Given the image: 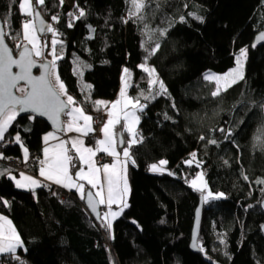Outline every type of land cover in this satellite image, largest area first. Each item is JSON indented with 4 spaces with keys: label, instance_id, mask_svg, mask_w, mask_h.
<instances>
[{
    "label": "trees",
    "instance_id": "obj_1",
    "mask_svg": "<svg viewBox=\"0 0 264 264\" xmlns=\"http://www.w3.org/2000/svg\"><path fill=\"white\" fill-rule=\"evenodd\" d=\"M20 2L0 0L8 41L21 34L25 16ZM74 5L86 15L69 28L67 13L76 11ZM131 11L129 0H64L63 6L59 0H45L41 10L65 44L59 77L76 103L92 115L100 113L92 101L118 97L125 67L133 75L132 97L148 94L147 75L138 68L146 56L142 45L160 44L148 64L168 95L147 102L141 97L140 102L147 103L138 130L143 142L130 149L135 165L129 167L128 207L109 230L76 193L61 202L43 188L35 195L3 177L0 214L12 221L24 247L18 250V261L6 254L0 255V264H264V184L257 183L264 179V45L252 47L264 32V0H146L143 20L130 17ZM57 14L58 23L51 20ZM241 48L248 49L244 79L213 97L215 83L204 75L231 70ZM78 65L91 85L90 99L81 89ZM165 113L170 120L164 119ZM221 127L231 129L232 137L214 131ZM50 130L41 119L18 116L0 143V153L23 158L22 147L14 142L19 132L29 152L26 172L36 173L38 162H32L42 155L43 137ZM7 142L12 144L5 146ZM194 151L199 168L184 163ZM5 158L2 163L10 168ZM161 159L168 161V172L152 173L150 165ZM200 170L213 193L225 194L204 201L202 254L190 245L204 194L188 183Z\"/></svg>",
    "mask_w": 264,
    "mask_h": 264
},
{
    "label": "snow or ice",
    "instance_id": "obj_2",
    "mask_svg": "<svg viewBox=\"0 0 264 264\" xmlns=\"http://www.w3.org/2000/svg\"><path fill=\"white\" fill-rule=\"evenodd\" d=\"M133 5V10L130 12V17H136L137 19L143 20L141 15L144 7L146 6L144 0H131ZM59 4L63 6L64 0H59ZM45 5V0H21L19 3V9L21 13L29 18L26 19L22 24L21 34L23 39L28 42L32 47L31 49L24 48V50L19 54V59H14L12 52L9 50L7 45L4 43V38L6 33L0 29V142L6 141L5 134L8 133L9 127L17 117L22 113H30L29 119H35L36 116L47 117L56 128L55 132H49L43 137L44 143L47 145L50 140H59L56 132L60 131H75L81 133L82 135H88L93 132L92 128V117L86 115L83 109L76 105V101L71 95L67 94V89L64 83L60 80L59 75L56 72V62L62 59L63 44L62 41L55 38L51 41V55L52 60L47 63H41L39 66L42 68V74L39 76L32 75V69L37 66L36 61L32 58L33 53L36 56H42L40 48L37 46L39 33H52L53 37L57 35V30L53 27L51 23L45 24L43 20H40L39 28L35 25V18H39L41 15L42 7ZM76 8L75 12H68L67 16L71 19L68 21L67 26L69 28L74 26L76 20H80L85 17L86 13L78 5H74ZM59 14L53 15L51 20L58 23ZM184 17H180V21L184 22ZM197 19H200L197 17ZM128 21L125 20V23ZM147 28V25H145ZM91 31H95L89 26ZM167 29L160 31V36H164ZM151 39V36H149ZM258 40H264V34L257 37ZM57 44L61 45L60 52L57 51ZM17 47L21 45L17 44ZM144 47L146 56L144 61L138 65V68L147 75L148 78V94L145 95L141 92L140 96L135 98H128L126 95V89L130 87L129 79L131 77L130 70L125 67L123 69V83L124 87L120 91V99L111 102L110 109L107 112L108 119L103 124L102 132L104 134V139L99 140L98 145L103 147H97L94 151L91 147H84L83 140L77 137L71 141L72 148L77 153L76 159L86 163L88 165V171L85 172L84 169H79L73 175L69 173V166L75 167L73 163V157L69 156L68 149L65 145L67 141L59 140V143L54 145L50 150L49 147L43 149L44 160H40L41 165L39 174L45 179L54 182L55 184L61 185L65 188L76 189L80 198L85 200L87 205L91 208L93 212L97 211L96 204L94 201L95 197H99L98 204H106L108 212L100 216L97 213V217L101 219L102 226L106 229H111V220L108 217L116 218L122 214L124 208L128 207L127 203L123 201L124 195L128 192L127 180L123 173L126 172V166L131 163L135 164V160L132 158V153L130 149L139 143L143 142V137L135 127L139 123L140 117L137 112H143L144 108L147 107V103H141V97L144 101L155 100L159 96L168 95L167 88L163 81L159 78L156 69L149 66L148 60L151 56L155 55L160 48L159 42L155 43L154 47ZM255 47V45H252ZM247 48H241L239 54L235 57L234 67L229 73L224 76H215L213 74H206L204 76L205 80L215 81V90L211 92L213 97L221 95L223 91H227L228 87L232 84L238 82V80L244 79L243 74V61L247 59ZM16 66L19 68L18 72H13L12 68ZM76 71H79L76 69ZM229 78L231 82L229 83ZM224 81V87H221L220 82ZM21 82H24L23 86ZM86 88H90V85H85ZM66 97L62 99L61 97ZM97 108L104 105L108 107L109 105L105 101L97 100L94 102ZM122 105V107H120ZM129 105L131 108L129 109ZM175 108V104L172 105ZM264 108V104L261 105ZM121 113L123 114V123L119 132L114 131L115 125L121 123ZM67 115L70 119L67 122L66 128L61 127V115ZM165 120H170L171 117L164 114ZM83 121V125L79 124V121ZM244 123V121H240ZM224 134L225 139L232 137L233 132L231 129H225L223 127L215 129ZM127 136V138H125ZM201 140H205L204 136L200 137ZM124 146L122 150L123 159H120L121 153H118L115 149V142ZM14 142L19 144L23 148V154L25 161L28 159L29 152L26 147H24L20 133L17 132L14 136ZM208 143L217 145L218 141L216 139H209ZM260 143L264 146V138H261ZM51 151V155H50ZM105 152L109 156H114L117 158L116 163L113 164H103L101 167L103 169V177L107 183V196L105 199L103 183L100 181L101 167H96L92 157L96 155V152ZM87 153V156H85ZM190 159L184 161L188 166H192L193 163L196 167H200V162L197 161V153L194 151L190 154ZM5 158L2 153H0V159ZM228 161H225L227 164ZM168 164L167 160L161 159L158 164L153 163L150 165V170L153 172H159L164 170V166ZM117 165H120L119 170H117ZM9 170L0 171V176H8ZM169 175L173 173L169 172ZM21 179L15 180V186L17 188H29L42 186L40 181L34 179L31 176H26L24 173H20ZM10 179H15L13 176H9ZM247 180L248 177L244 176ZM26 181L27 184L21 181ZM87 181L92 188H98V190L93 194L91 191L85 192V185L83 183H78L77 181ZM197 180H201L202 184L197 185ZM121 182H123V187H120ZM194 190L204 193L207 190V183L203 182V173H197L196 177L188 181ZM257 183L264 184V179H260ZM225 198V194L213 193L207 191L203 199L205 202L211 200H219ZM119 199L122 206L119 207V211H112V206ZM3 204L5 206L9 205V202L4 200ZM135 223V221H133ZM223 242V241H222ZM197 245L194 243L193 245ZM24 244L21 240L19 234L16 233L15 228L12 226V221L6 216L0 215V254H10L14 255L18 248H23ZM203 251V248L200 249ZM19 260V256L15 257Z\"/></svg>",
    "mask_w": 264,
    "mask_h": 264
},
{
    "label": "crops",
    "instance_id": "obj_3",
    "mask_svg": "<svg viewBox=\"0 0 264 264\" xmlns=\"http://www.w3.org/2000/svg\"><path fill=\"white\" fill-rule=\"evenodd\" d=\"M20 12H21V11H20ZM122 86H123V82L121 81V88H122ZM121 88H120V91H121ZM67 94L70 95L68 92H67ZM86 97H87L88 99H90V93H88V94L86 95ZM119 97H120V92H119V94H118V97H117L114 101H116ZM73 98H74V97H73ZM74 100H75V98H74ZM95 101H97V100L92 101V106H93V108H94L96 111L106 112V113H107L109 110H111V109H110V104H111V102H114V101L101 100V101H105V102H107V104H108L109 106H108V107H105L104 105H101V106H99V108H97V106H96L95 103H94ZM75 106H79V107L82 108V106H80V105L77 104V103H76ZM82 109H83V108H82ZM83 111H84V113H85L86 115H89V116H91V117L93 116L92 114H89L88 112H86L84 109H83ZM17 118H18V117H17ZM69 119H70V118L66 115V116H65V119H64V128H66V125H67V122H68ZM16 120H17V119H16ZM14 122H15V121H14ZM14 122L12 123V125L14 124ZM83 123H84V122H83L82 120L79 121V124H80V125H83ZM91 124H92V128H93V121H91ZM12 125L9 127V129L12 127ZM8 131H9V130H8ZM49 132H54V131L50 130ZM49 132H47L46 134H48ZM116 132H118V130H117ZM6 134H7V133H6ZM6 134H5V136H6ZM46 134H45V135H46ZM45 135H44V136H45ZM56 135L59 137V140L67 141L65 147H66V149L69 150V151H68L69 156H71V157L74 158V159H73V163H74L76 166H75V167H71V166H69V173H70L71 175H73V178H75V176H74L75 172L78 171V170L81 169V168L84 169L85 172H87V171H88V165H87L86 163L80 161L79 159H76L77 153H76L75 150L72 148L71 141L74 140V139H76L77 137H79L80 139L83 140V146H84V147H91V148H93V150L95 151L97 147H103L102 145H98L97 142H98L99 140H103V139L105 138V137H104V134L102 133V136H101L100 139H98V140H96L95 142H93V144H88L87 141H86V137H87V135L85 136V135H82L81 133H77V132H75V131H72V132L64 131L62 134H57V133H56ZM59 140H50L49 143H48L47 145L44 143V140H43V145H44V146H43V149H44L45 147H49L50 150H51L52 147H53L54 145H56V144L59 143ZM0 143H1V142H0ZM117 144H118V147H117ZM114 146H115L116 151H117L118 153H121L120 159H123V155H122V145H120V144L118 143V141H117V142H115ZM130 151H131V150H130ZM51 154H52V153H51V151H50V155H51ZM103 155H108V154L105 153V152L97 151V152H96V155H95L94 157H92V159H93V161H94L96 167H101V166H102V164H100V163L98 162V158H99L100 156H103ZM41 156H42V159H41V160H44L45 157H44L43 150H42V155H41ZM85 156H87V153H85ZM108 156H109V155H108ZM22 157H23V159H24L23 148H22ZM111 157L115 158V160H114L113 163H116L117 158L114 157V156H111ZM132 158H133V157H132ZM24 160H25V159H24ZM28 160H29V156H28V159H27L25 162H28ZM113 163H111V164H113ZM130 165H133V164L129 163V164L126 166V172L123 173V175L125 176V178H126V180H127V185H128V192H127V193L124 195V197H123V201L126 202L127 205L129 204V198H130V195H131V184H130V179H129V167H130ZM134 165H135V164H134ZM40 167H41V165H40V163H39V164H38V171H37L36 173H33V172H31V171H30V172H24V175H26V176H31V177H33L34 179L40 181V183H41L42 186H40V187H32L31 189H29V188H18V189H20V190H25V191H32V192L36 195L37 192H38L40 189H42V187H43L44 184L49 183V184H53V185H55V186H58V187L62 188V189L65 190V191L74 192V193H76V194L78 195V197L80 198V194H79V192H78L76 189H71V190H70L69 188H65V187H63V186H61V185L55 184L54 182H52V181H50V180H47V179H45L43 176H41V175L39 174ZM119 168H120V165H117V170H119ZM9 169H10V168H7V167H5V166L3 165V163H2V159H0V171H3V170H9ZM10 170H11V169H10ZM9 176H13V177H15V179H11V180L14 182V184H15V180H19V179H21L20 174H16V173H14L13 170L10 171V173L8 174V176H0V179H2L3 177H7V178H9ZM100 181L103 183V187H104V195H105V199H106V196H107V183H106V181L104 180V177H103V169H102V167H101V173H100ZM21 182L27 184L26 181H23V180H22ZM77 182H78V183H83V184L85 185V192H88L89 189H90V190H93L94 192H96V191L98 190V188H92V186L89 185V184L87 183V181H83V180H81V181H77ZM120 187H123V182H121ZM98 199H99V197H98ZM120 206H122V203H121V201H120L119 199H117V202H116L115 204H113V206H112V211H119V207H120ZM101 207H102V216H103L104 213L108 212V208H107L106 204H101ZM124 209H125V208H124ZM123 211H124V210H123ZM122 213H123V212H122ZM0 215H1V214H0ZM3 216H5V215H3ZM120 216H121V215H119V216L116 217V218L108 217V219L111 220V224L113 225V223H114V222H115ZM7 218H8V217H7ZM8 219H9V218H8ZM12 226L15 228V226H14L13 223H12ZM15 230H16V233L19 234L16 228H15ZM19 236H20V235H19ZM18 250H19V248L17 249V252H16L14 255H12V256H18V255H17ZM6 254H7V253H5V254H0V255H6Z\"/></svg>",
    "mask_w": 264,
    "mask_h": 264
},
{
    "label": "water",
    "instance_id": "obj_4",
    "mask_svg": "<svg viewBox=\"0 0 264 264\" xmlns=\"http://www.w3.org/2000/svg\"><path fill=\"white\" fill-rule=\"evenodd\" d=\"M40 20H43V21L45 22V24H49V23H50V22H48V21L45 19V17H44V16L42 15V13H41V15H40L39 18H35V25H36L37 28H39V26H40ZM0 29H2V30L5 32L4 23H3V20H2L1 17H0ZM38 33H39V32H38ZM45 34H47V32H46V33H39V35L42 36V37H44ZM261 34H264V32L259 33V34L257 35V37L261 36ZM257 37H256L255 42H254V44H253V45H255V47H253L254 49H256V48H258V47L264 45V40H258ZM4 43L7 45V47L9 48V50L12 52V55H13V58H14V59H19V58H20V55H19V54L24 50V48L31 49V46H29V45H25V46H23L18 52H16V50L12 47V45L10 44V42L8 41V39H7L6 36H5V38H4ZM32 58L36 61V64H37V66L34 67V68L32 69V75H34V76H39V75L42 74V71H43L42 68H40L39 65H40L41 63H47V62H49V61H48V60H38V59L36 58V56H35V53H33ZM12 71H13L14 73H15V72H18V71H19V68L16 67V66H13ZM23 84H24V82H21V85H22V86H23ZM61 98H62V99H66V98L63 97V96H62ZM30 115H32V114H30V113H22V114H20L19 116H28V117H29ZM65 116H66V115H63V114H62L61 117H60V120H61V122H62L61 127H64V119H65ZM36 118L45 121V122L48 124V126L50 127V129H51L52 131H54V132L56 131V128L53 126L52 122H51L47 117H44V116H36ZM63 132H64V131H60V132H56V133H57V134H62ZM88 191H91L93 194H95V192H94L93 190H88ZM98 200H99L98 197H95V195H94V201H93V202L96 204V208H97V211H96V212H93V211L91 210V208L87 205V203H86L85 200H84V204H85L86 208L88 209L89 213L91 214V216H92L97 222H100L101 219H99V218L97 217V213H99L100 216H102V207H101V204H98V203H97ZM204 204H205L204 199H202V200H201V203H200V205H199V207H198V209H197V211H196L195 222H194L193 231H192L191 245H190L192 251H194L195 253H200V254L203 253V252L200 250L201 248H200V246H199V241H200V237H201L202 224H203V217H204ZM261 207H262V210H263V212H264V200H263V202L261 203ZM262 232H263V234H264V224H263V226H262ZM194 243L197 245L196 247L193 246Z\"/></svg>",
    "mask_w": 264,
    "mask_h": 264
},
{
    "label": "rangeland",
    "instance_id": "obj_5",
    "mask_svg": "<svg viewBox=\"0 0 264 264\" xmlns=\"http://www.w3.org/2000/svg\"><path fill=\"white\" fill-rule=\"evenodd\" d=\"M129 2H130V5H131V7H132V10H133V5H132V2H131V0H129ZM144 3H145V5H146V0H144ZM23 15V14H22ZM26 17V16H25ZM33 19V18H32ZM26 20V18L24 19V21ZM23 21V22H24ZM35 22V21H34ZM37 34V36L39 37V41H38V44H37V46L40 48V50H41V52H42V56H36V58L38 59V60H48V61H51L52 60V55H51V41H52V39L53 38H55V39H57V40H60V39H58V38H56V37H53V34L51 33V37H42V36H40L39 35V33L37 32L36 33ZM11 38L10 39H13V40H16L17 42H18V44L19 45H21V47H17V49H16V51L18 52L21 48H22V46L24 45H29V46H31L30 44H28V42L26 41V40H24L23 39V36H22V34H19L18 36H16V35H11L10 36ZM61 41V40H60ZM23 44V45H22ZM62 44H63V51H62V53H60L61 55H62V57L64 56V54H65V44L62 42ZM32 47V46H31ZM57 51H58V53L60 52V49H61V45L60 44H57ZM239 54V51L236 53V56ZM235 56V57H236ZM246 62H247V59L245 60V61H243V74H244V76H245V69H246ZM85 64V68L84 69H86L87 67H88V65L86 64V63H84ZM149 66H151V65H149ZM153 67V66H152ZM234 67H236V64H235V66ZM233 67V68H234ZM232 68V69H233ZM76 69H78L79 71H76V74H77V76H78V78H79V81H80V86H81V89L85 92V94L87 95L88 93H90V89H91V87L90 88H86L85 87V85H90L85 79H84V69H82V65H78V67L76 68ZM129 69V68H128ZM231 69V70H232ZM130 70V69H129ZM231 70H229L228 72H226V73H229ZM56 72H57V74L59 75V71H58V60H57V62H56ZM130 72H131V77H130V79H129V84L131 85L130 87H128L127 89H126V95H127V97L128 98H134V97H132V95H131V88H132V86H133V75H132V71L130 70ZM226 73H223V74H219V73H215V72H211V71H209V72H207L206 74H213V75H215V76H224ZM205 74V75H206ZM204 75V76H205ZM122 77H123V75H122ZM160 78V77H159ZM61 80V79H60ZM239 81H241V80H238V82ZM122 82H123V79H122ZM212 82H214L215 83V81H212ZM231 82V78H229V83ZM164 83V82H163ZM237 83V82H236ZM235 83V84H236ZM165 85V84H164ZM220 85H221V87H224L225 85H224V81H221L220 82ZM234 84H232L231 86H233ZM91 86V85H90ZM166 86V85H165ZM124 87V83H123V86H122V88ZM229 88V87H228ZM227 88V89H228ZM66 98V97H65ZM121 97H119L118 99H120ZM153 101V100H152ZM120 107H122V105L120 106ZM131 108V105H129V109ZM137 115L140 117V119H139V123L137 124V125H135V127L139 130V125H140V121H141V112H137ZM122 123H123V114L121 113V123L120 124H116L115 125V129H114V131H117L118 130V128H119V126H121L122 125ZM117 147H118V144H117ZM151 171V170H150ZM152 173H167L168 172V170L166 169V167L164 166V170L163 171H159V172H153V171H151ZM197 173H203V171H199V172H197ZM197 175V174H196ZM196 175H195V177H196ZM194 177V178H195ZM203 182H206L207 183V190L203 193L204 195H206L207 194V191H211V189H210V187H209V184H208V182H207V179H206V177H205V175H204V173H203ZM202 184V181L201 180H197V185L198 186H200ZM212 192V191H211ZM215 194V193H214ZM222 199V198H221ZM211 200V199H210ZM220 200V199H219Z\"/></svg>",
    "mask_w": 264,
    "mask_h": 264
},
{
    "label": "built area",
    "instance_id": "obj_6",
    "mask_svg": "<svg viewBox=\"0 0 264 264\" xmlns=\"http://www.w3.org/2000/svg\"><path fill=\"white\" fill-rule=\"evenodd\" d=\"M26 19H32L29 17H25ZM24 18V19H25ZM10 44L12 47L16 50L17 47L16 45L18 42L16 40L10 39ZM17 52V51H16ZM108 116L106 112H100L98 114H95L92 116V121H93V132L89 133L86 137V141L88 144H92L96 140L100 139L102 136V127L103 124L107 121ZM11 142H7L4 144L5 146L11 145ZM42 159V156L37 157L35 160H33V164L37 163L39 164V161ZM115 158L108 156V155H103L98 158V162L100 164H111L113 163ZM6 165H8L14 173L20 174L26 172V162L23 158L20 157H6L4 159ZM46 191H48L50 194H53L58 198L61 202L67 201L70 197H72V192L70 191H65L62 188L55 186L53 184L46 183L42 187ZM16 256H12V261L16 262L18 261Z\"/></svg>",
    "mask_w": 264,
    "mask_h": 264
}]
</instances>
